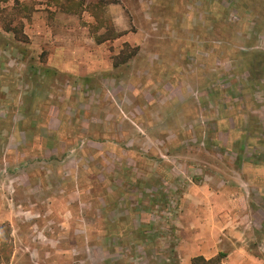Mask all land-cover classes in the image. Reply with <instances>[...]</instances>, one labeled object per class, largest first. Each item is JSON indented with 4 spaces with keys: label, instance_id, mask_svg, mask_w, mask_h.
Segmentation results:
<instances>
[{
    "label": "rangeland",
    "instance_id": "obj_1",
    "mask_svg": "<svg viewBox=\"0 0 264 264\" xmlns=\"http://www.w3.org/2000/svg\"><path fill=\"white\" fill-rule=\"evenodd\" d=\"M247 142L264 0H0V264H162Z\"/></svg>",
    "mask_w": 264,
    "mask_h": 264
},
{
    "label": "crops",
    "instance_id": "obj_2",
    "mask_svg": "<svg viewBox=\"0 0 264 264\" xmlns=\"http://www.w3.org/2000/svg\"><path fill=\"white\" fill-rule=\"evenodd\" d=\"M263 150L247 142L242 161L190 185L181 207L165 212L163 233L175 239H167L162 264H192L196 256L212 259L221 253L223 264H264Z\"/></svg>",
    "mask_w": 264,
    "mask_h": 264
},
{
    "label": "trees",
    "instance_id": "obj_3",
    "mask_svg": "<svg viewBox=\"0 0 264 264\" xmlns=\"http://www.w3.org/2000/svg\"><path fill=\"white\" fill-rule=\"evenodd\" d=\"M223 257V253L219 254L217 257L212 259H206L203 256H196L192 259V264H223Z\"/></svg>",
    "mask_w": 264,
    "mask_h": 264
}]
</instances>
